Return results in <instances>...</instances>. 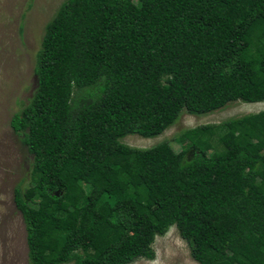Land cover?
Instances as JSON below:
<instances>
[{
  "label": "trees",
  "instance_id": "obj_1",
  "mask_svg": "<svg viewBox=\"0 0 264 264\" xmlns=\"http://www.w3.org/2000/svg\"><path fill=\"white\" fill-rule=\"evenodd\" d=\"M10 119L28 264L152 259L175 226L198 264H264V110L148 148L182 112L264 100V0H65Z\"/></svg>",
  "mask_w": 264,
  "mask_h": 264
},
{
  "label": "rangeland",
  "instance_id": "obj_2",
  "mask_svg": "<svg viewBox=\"0 0 264 264\" xmlns=\"http://www.w3.org/2000/svg\"><path fill=\"white\" fill-rule=\"evenodd\" d=\"M64 1L0 0V264H28L25 225L13 192L17 185L24 188L30 184L32 155L22 137L12 130L10 119L36 90V52L46 23ZM262 110L264 100L233 101L200 116L182 112L173 125L156 137L129 134L121 141L139 148L167 141L180 151L184 139L178 135L183 131L204 124H213L220 131L225 120ZM152 247V259L137 258L129 264H198L174 225L163 235H156Z\"/></svg>",
  "mask_w": 264,
  "mask_h": 264
}]
</instances>
